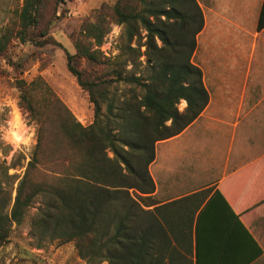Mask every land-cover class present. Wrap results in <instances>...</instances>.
Instances as JSON below:
<instances>
[{
	"label": "trees",
	"instance_id": "16d2710c",
	"mask_svg": "<svg viewBox=\"0 0 264 264\" xmlns=\"http://www.w3.org/2000/svg\"><path fill=\"white\" fill-rule=\"evenodd\" d=\"M46 3L23 0L17 27L7 26L0 35V58L13 39L27 42L30 30L34 33L43 26ZM113 11L124 26L121 54L106 58L95 48L110 30L105 19L87 24L86 41H75L76 54L65 51L68 69L94 104L91 124L79 122L41 77L17 80L22 107L37 124V143L13 202L0 171V248L9 240L13 225L22 223L40 200L31 223L37 246L74 242L86 264H164L169 248L182 242L192 247L193 233L196 264H203V232L209 225L222 223L231 225L232 231L241 229L251 239L254 250L240 262L247 264L262 249L219 190L196 219L195 212L212 189L201 192L186 221L177 208L176 216L170 214L171 205L180 201L154 211L143 207L155 203L150 195L155 190L150 165L157 143L181 133L209 103L203 71L193 62L197 36L204 26L201 6L197 0H119ZM263 27L264 4L258 24L259 29ZM136 38L144 39L138 47L132 45ZM141 46H145L143 53ZM77 57L101 70L80 69ZM182 100L186 101L183 110L179 108ZM46 163L52 166L51 174L40 169ZM216 209L224 219L207 222L206 214ZM232 250L229 245L225 257Z\"/></svg>",
	"mask_w": 264,
	"mask_h": 264
},
{
	"label": "crops",
	"instance_id": "0c3cea01",
	"mask_svg": "<svg viewBox=\"0 0 264 264\" xmlns=\"http://www.w3.org/2000/svg\"><path fill=\"white\" fill-rule=\"evenodd\" d=\"M197 1L203 10L204 26L197 36L193 62L203 71L209 103L181 133L157 143L156 158L150 165L155 181L150 195L155 203L143 207L154 211L180 201L171 205L170 214L176 216L178 209L186 221L199 204L201 192L212 189L195 212L196 219L207 200L219 190L262 249L247 264H264V27L258 28L264 0ZM200 138L206 144L199 150L213 163L189 173L179 169V176L168 177L160 184L154 173L159 147L177 146L163 151L165 157L175 160L186 154L179 149V143L187 139L199 143ZM222 142L227 143L224 150ZM216 158L221 159L219 163ZM224 216L220 209L206 214L207 222L223 220ZM227 225L212 224L203 232V264H240L252 254L251 239L241 229L232 231ZM192 239V247L190 242H182L169 248L164 264H196L195 233ZM222 243V249L218 248ZM229 245L233 250L225 257Z\"/></svg>",
	"mask_w": 264,
	"mask_h": 264
},
{
	"label": "rangeland",
	"instance_id": "374dc122",
	"mask_svg": "<svg viewBox=\"0 0 264 264\" xmlns=\"http://www.w3.org/2000/svg\"><path fill=\"white\" fill-rule=\"evenodd\" d=\"M118 1L64 0L58 3L57 0H47L44 12L46 19H50L49 23L43 20V26L39 30L34 33L30 30L31 40L27 42L13 39L7 54L0 58V171L3 186L12 194V202L37 143V124L22 107L21 90L17 80L30 82L41 77L79 122L85 126L91 124L94 120V104L88 91L80 86L77 78L68 69L65 51L76 54L75 41H86L84 28L87 24L105 19L110 30L103 43L95 48L106 58H115L121 54L125 45L124 26L115 20L113 11ZM22 4L23 0H0V35L7 26L17 27V15ZM142 41L144 39L136 38L132 45L138 47ZM140 50L143 53L145 46H141ZM140 60L144 63L145 55H142ZM76 65L80 69L94 68L82 57H77ZM131 66L129 64L128 68ZM185 106L181 101L179 108L183 110ZM204 144L206 142L203 138L199 139V143L194 139L182 141L179 143V149L186 154L175 160H170L163 153L165 149L175 145H161L159 162L154 167L160 184L165 183L168 177L179 176L176 173L179 169L189 173L213 163V159L206 158L198 148L204 147ZM226 146L227 143L222 142L221 150ZM220 160L215 159L217 163ZM168 167L173 171H169ZM40 169L46 174H51L52 166L46 163L45 166L41 165ZM131 193L137 197L135 190L131 189ZM39 207L40 200L29 208L22 223L13 225L9 240L0 248V264H86L78 255L74 242L60 244L55 241L46 243L43 247L37 246L31 223ZM102 264L108 262L104 261Z\"/></svg>",
	"mask_w": 264,
	"mask_h": 264
}]
</instances>
